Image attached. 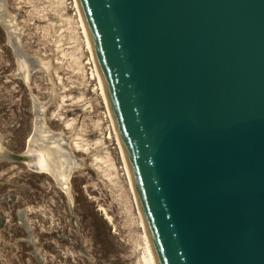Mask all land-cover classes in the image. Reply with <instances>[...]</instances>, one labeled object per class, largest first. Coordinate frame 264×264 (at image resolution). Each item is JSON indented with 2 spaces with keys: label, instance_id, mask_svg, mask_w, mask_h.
<instances>
[{
  "label": "water",
  "instance_id": "1",
  "mask_svg": "<svg viewBox=\"0 0 264 264\" xmlns=\"http://www.w3.org/2000/svg\"><path fill=\"white\" fill-rule=\"evenodd\" d=\"M77 2L155 263L264 264V0Z\"/></svg>",
  "mask_w": 264,
  "mask_h": 264
},
{
  "label": "rangeland",
  "instance_id": "2",
  "mask_svg": "<svg viewBox=\"0 0 264 264\" xmlns=\"http://www.w3.org/2000/svg\"><path fill=\"white\" fill-rule=\"evenodd\" d=\"M38 144L0 157V264H155L76 0H0V150Z\"/></svg>",
  "mask_w": 264,
  "mask_h": 264
},
{
  "label": "bare ground",
  "instance_id": "3",
  "mask_svg": "<svg viewBox=\"0 0 264 264\" xmlns=\"http://www.w3.org/2000/svg\"><path fill=\"white\" fill-rule=\"evenodd\" d=\"M76 2H77V0H76ZM77 6H78V8H79L78 2H77ZM79 12H80V9H79ZM80 16H81V13H80ZM81 19H82V16H81ZM82 24H83V28H84V31H85L86 36H87V40H88L89 48L91 49L90 42H89V39H88V35H87V31H86V28H85V25H84L83 19H82ZM91 53H92V49H91ZM92 57H93V53H92ZM93 60H94V57H93ZM94 63H95V60H94ZM95 66H96V71H97V75H98L99 81H100V83H101V80H100V77H99V73H98V70H97V65H96V63H95ZM101 87H102V83H101ZM102 90H103V87H102ZM103 95H104V98H105V101H106V97H105V94H104V90H103ZM106 104H107V102H106ZM107 107H108V105H107ZM108 110H109V109H108ZM109 115H110V117H111V121H112L113 126H114V129H115V125H114V122H113L112 116H111V114H110V111H109ZM115 133H116V137H117V139H118V143H119V145H120V141H119V138H118V135H117L116 129H115ZM37 146H38L37 149L41 148V145H40V144H38ZM30 147L32 148V147H35V146L31 145ZM30 147H29L28 151H30ZM48 148H50V146H48ZM51 148H52V147H51ZM51 148H50V149H51ZM120 148H121V145H120ZM122 155H123V151H122ZM123 158H124V155H123ZM31 160H34V158H32ZM35 160H37V159H35ZM124 162H125V159H124ZM30 164H31V163H30ZM125 164H126V162H125ZM126 168H127V165H126ZM38 169H45V168H38ZM127 171H128V169H127ZM62 178H63V177H62ZM128 180H130V186H131V188H132V191H133V194H134V198H135V201H136V204H137V207H138V212H139V215H140V218H141V213H140V210H139V205H138V202H137V199H136V195H135V192H134V189H133V185H132V183H131V179H130V176H129V172H128ZM106 217H107V219L110 220V217H109L107 214H106ZM110 221H111V220H110ZM141 221H142V218H141ZM142 223H143V221H142ZM148 242H149V241H148ZM149 246H150V244H149ZM150 249H151V247H150ZM155 264H156V263H155Z\"/></svg>",
  "mask_w": 264,
  "mask_h": 264
},
{
  "label": "flooded vegetation",
  "instance_id": "4",
  "mask_svg": "<svg viewBox=\"0 0 264 264\" xmlns=\"http://www.w3.org/2000/svg\"><path fill=\"white\" fill-rule=\"evenodd\" d=\"M43 146H45V145H43ZM36 152H37V153H36ZM27 154L31 157V159L33 158V155H35V154H38V155H39V154H40V155H41V154H45V155H46V158H47V157H50L51 155L54 156V154H52V152H51V149L48 148V145L45 146V148L42 147V145H41V148H39V149H37V148L35 149V148H33V147H32V148L30 147V151H28ZM31 155H32V156H31ZM34 159H35V158H34ZM48 159H50V158H48ZM27 163L31 166L30 161H28ZM36 169H37V168H36ZM45 169L48 170L47 167H45ZM48 171H49V170H48ZM50 172H51V171H50Z\"/></svg>",
  "mask_w": 264,
  "mask_h": 264
}]
</instances>
